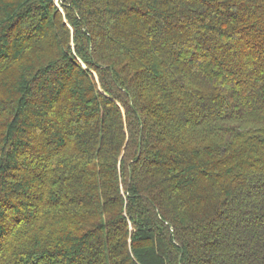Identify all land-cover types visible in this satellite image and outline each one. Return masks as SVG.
Segmentation results:
<instances>
[{
	"label": "trees",
	"instance_id": "obj_1",
	"mask_svg": "<svg viewBox=\"0 0 264 264\" xmlns=\"http://www.w3.org/2000/svg\"><path fill=\"white\" fill-rule=\"evenodd\" d=\"M0 264H264V0H0Z\"/></svg>",
	"mask_w": 264,
	"mask_h": 264
}]
</instances>
